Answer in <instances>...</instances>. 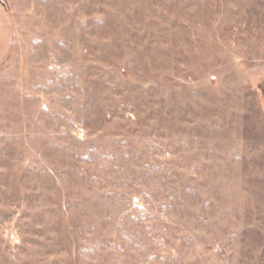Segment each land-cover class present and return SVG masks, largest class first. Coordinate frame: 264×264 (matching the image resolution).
<instances>
[{
  "label": "rangeland",
  "instance_id": "rangeland-1",
  "mask_svg": "<svg viewBox=\"0 0 264 264\" xmlns=\"http://www.w3.org/2000/svg\"><path fill=\"white\" fill-rule=\"evenodd\" d=\"M0 264H264V0H1Z\"/></svg>",
  "mask_w": 264,
  "mask_h": 264
},
{
  "label": "crops",
  "instance_id": "crops-1",
  "mask_svg": "<svg viewBox=\"0 0 264 264\" xmlns=\"http://www.w3.org/2000/svg\"><path fill=\"white\" fill-rule=\"evenodd\" d=\"M11 26L9 18L4 12V5L0 0V64L6 57L11 44Z\"/></svg>",
  "mask_w": 264,
  "mask_h": 264
}]
</instances>
